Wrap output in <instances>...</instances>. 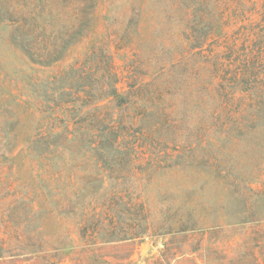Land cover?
<instances>
[{"label": "rangeland", "instance_id": "obj_1", "mask_svg": "<svg viewBox=\"0 0 264 264\" xmlns=\"http://www.w3.org/2000/svg\"><path fill=\"white\" fill-rule=\"evenodd\" d=\"M10 5L0 0V238L11 251L0 264H251L264 251V0H98L86 37L46 67L22 55ZM205 33L200 49L190 38ZM100 42L121 91L152 80L161 98L84 114L40 105L45 78L93 69L86 53ZM93 80L64 99L83 84L94 93ZM122 118L129 130L112 131Z\"/></svg>", "mask_w": 264, "mask_h": 264}, {"label": "trees", "instance_id": "obj_2", "mask_svg": "<svg viewBox=\"0 0 264 264\" xmlns=\"http://www.w3.org/2000/svg\"><path fill=\"white\" fill-rule=\"evenodd\" d=\"M10 1L11 18L9 20L10 24L15 26L18 32L16 39H18V44L21 45L23 50L21 53L32 64L43 67L65 60L70 47L86 37L84 34L87 26L86 9L90 6L95 9L98 4V0ZM188 16L189 14L185 13V19H188ZM207 39L208 33H205V35H192L190 38V40L199 44L196 47L200 49H203L201 47ZM109 48L106 42H100L97 45H92L88 50L86 57L93 62V69H85L82 68L83 66L77 65V63H71L66 68L53 74V76L45 78L44 82L47 85V89L42 91L40 95L42 99L38 101L39 104L43 105L49 102L46 107L50 109H70V111L84 114L87 111L100 109L104 104L102 102L112 103L117 101L119 105L132 104L131 106H136L145 102L154 103L158 101L162 96V92L148 89L152 80L140 81L137 84L131 83L128 84V90H120L118 85L120 75L114 62V52H111ZM89 72L94 78L91 84L96 86L94 93L89 95L86 89L91 85L88 87V85L83 84L81 85L82 89L78 91L74 98L64 99V96L74 91L76 84L80 85L84 82ZM244 77L245 74L243 73L234 75L233 82L236 83L240 78L238 80L239 84V82H243ZM64 80L67 81L63 86H55L56 83H62ZM40 82L38 81V84ZM144 88H147V90L142 93L141 90ZM238 88L241 91L246 90L244 94L248 97L257 95L256 92H251L250 88L244 89L241 85ZM89 96L91 99L87 100ZM79 101L82 103L80 104ZM222 106L225 108V103ZM123 122L122 118L116 125L112 126V131L118 130L126 133V130L128 131L129 129ZM131 123L132 121L129 122V124ZM256 246H259V244ZM10 252L9 243L6 246L5 239L0 238V257ZM248 255L250 256L251 264H264V251H259L258 253L250 251ZM224 261L225 264L232 263V261L227 260L226 256Z\"/></svg>", "mask_w": 264, "mask_h": 264}]
</instances>
